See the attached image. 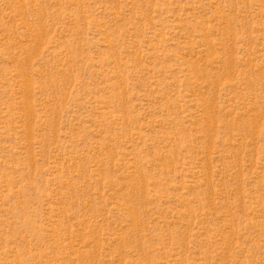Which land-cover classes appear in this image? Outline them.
I'll return each instance as SVG.
<instances>
[{"label":"rangeland","instance_id":"obj_1","mask_svg":"<svg viewBox=\"0 0 264 264\" xmlns=\"http://www.w3.org/2000/svg\"><path fill=\"white\" fill-rule=\"evenodd\" d=\"M0 264H264V0H0Z\"/></svg>","mask_w":264,"mask_h":264}]
</instances>
